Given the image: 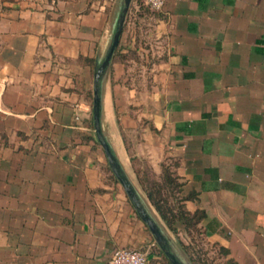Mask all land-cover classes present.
<instances>
[{
    "label": "crops",
    "instance_id": "crops-1",
    "mask_svg": "<svg viewBox=\"0 0 264 264\" xmlns=\"http://www.w3.org/2000/svg\"><path fill=\"white\" fill-rule=\"evenodd\" d=\"M110 10L0 0V264H103L118 246L170 264L92 131ZM134 14L150 50L122 42L124 27L117 44L141 48L143 74L117 80L112 58L108 73L129 176L193 257L264 264V0H165Z\"/></svg>",
    "mask_w": 264,
    "mask_h": 264
},
{
    "label": "water",
    "instance_id": "water-1",
    "mask_svg": "<svg viewBox=\"0 0 264 264\" xmlns=\"http://www.w3.org/2000/svg\"><path fill=\"white\" fill-rule=\"evenodd\" d=\"M131 0H113L105 41L96 51L91 81V125L94 138L101 147L106 162L120 184L134 211L145 224L153 241L170 264H194L182 246L174 239L143 192L123 168L101 123L102 88L108 76L111 58L122 31Z\"/></svg>",
    "mask_w": 264,
    "mask_h": 264
},
{
    "label": "rangeland",
    "instance_id": "rangeland-1",
    "mask_svg": "<svg viewBox=\"0 0 264 264\" xmlns=\"http://www.w3.org/2000/svg\"><path fill=\"white\" fill-rule=\"evenodd\" d=\"M113 3V1H112ZM111 3V7H112ZM135 7H138L145 15H148L151 9L148 8V6L144 3V0H131L129 4L128 11L126 13L127 17L124 22V31L122 33V42L123 40L127 38H133L135 41V44L138 47H146L145 51L150 50V38L148 35H146V32L144 31V26H142L140 23V19L136 17L134 14ZM143 15V14H142ZM141 15V16H142ZM141 18V17H140ZM135 24V25H134ZM100 49V45L97 47L96 51ZM141 48L139 49V54L141 52ZM134 50H126L120 53H117L112 56V70L117 72L118 77L117 80H120L127 85H134L142 76L143 74V63L141 62L140 55ZM110 71V68H109ZM133 97V96H129ZM90 101H91V94H90ZM108 104H109V113L111 116V119H113L114 125H115V136L117 139H119V129L117 127L116 122V109H113L112 106V99H111V91H110V83H109V94H108ZM97 143V142H96ZM99 149L101 147L99 144H96ZM177 240V239H175ZM178 242V241H177Z\"/></svg>",
    "mask_w": 264,
    "mask_h": 264
},
{
    "label": "built area",
    "instance_id": "built-area-1",
    "mask_svg": "<svg viewBox=\"0 0 264 264\" xmlns=\"http://www.w3.org/2000/svg\"><path fill=\"white\" fill-rule=\"evenodd\" d=\"M165 0H144V3L151 10L161 8ZM152 245L155 244L153 241ZM146 249L118 246L115 247L110 256L103 264H146Z\"/></svg>",
    "mask_w": 264,
    "mask_h": 264
},
{
    "label": "bare ground",
    "instance_id": "bare-ground-1",
    "mask_svg": "<svg viewBox=\"0 0 264 264\" xmlns=\"http://www.w3.org/2000/svg\"><path fill=\"white\" fill-rule=\"evenodd\" d=\"M107 29H108V25H107L105 33L102 37L100 47L103 45V43L105 41ZM108 94H109V82H108V76H106L105 80H104V85L102 88V111H101L102 127H103V129L106 133V136L108 137L111 145L113 146L123 168L126 170V172H128L129 175L132 176L131 172L129 171L128 165L125 162L124 156L120 151L118 139L115 136V129L113 127L112 119H111V116L109 113L110 111H109V104H108Z\"/></svg>",
    "mask_w": 264,
    "mask_h": 264
},
{
    "label": "trees",
    "instance_id": "trees-1",
    "mask_svg": "<svg viewBox=\"0 0 264 264\" xmlns=\"http://www.w3.org/2000/svg\"><path fill=\"white\" fill-rule=\"evenodd\" d=\"M107 3H109V5H111L112 1L113 0H106ZM127 17V15H126ZM126 17H125V20H126ZM124 20V22H125ZM123 27H124V23H123ZM122 27V29H123ZM119 49H120V45L117 44V46L115 47V50H114V53L113 55L117 54V53H120L119 52ZM146 194H147V197L149 198L150 202L152 203V205L155 207V209L158 211L159 215L161 216V218L164 220V222L166 223V225L170 228V229H173V227L171 226V223H172V220L170 217H168L165 213V210L163 208H161V206L153 199V197L151 196V194L149 193V191H146ZM186 221L185 224H189V220L187 218H185ZM180 245L182 246V248L186 251V253L189 255V257L191 258V260L193 261L194 264H210V262H207L205 261L204 259L196 256V257H193L191 254H189L187 252V250L185 249L184 245L180 243Z\"/></svg>",
    "mask_w": 264,
    "mask_h": 264
}]
</instances>
